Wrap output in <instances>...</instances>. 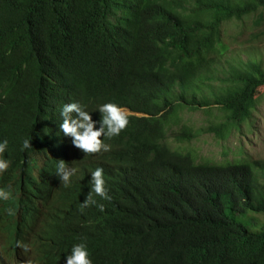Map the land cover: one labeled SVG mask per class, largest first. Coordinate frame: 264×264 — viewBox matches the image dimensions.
<instances>
[{
	"label": "trees",
	"instance_id": "1",
	"mask_svg": "<svg viewBox=\"0 0 264 264\" xmlns=\"http://www.w3.org/2000/svg\"><path fill=\"white\" fill-rule=\"evenodd\" d=\"M262 12L264 0H0L3 251L19 255L40 235L23 260L64 264L83 241L93 264H264V160L241 151L216 164L191 147L206 134L252 132L264 68L220 69L217 60L224 26ZM107 100L149 116H128L105 138L99 156L127 167H102L110 198L92 193L96 203L85 206L95 154L60 131V110L78 101L99 120ZM203 109L205 126L184 116ZM24 139L31 147L22 150ZM69 156L84 172L67 186L56 165L71 167ZM66 239L58 253L43 243Z\"/></svg>",
	"mask_w": 264,
	"mask_h": 264
},
{
	"label": "clouds",
	"instance_id": "2",
	"mask_svg": "<svg viewBox=\"0 0 264 264\" xmlns=\"http://www.w3.org/2000/svg\"><path fill=\"white\" fill-rule=\"evenodd\" d=\"M129 110L130 114L122 109ZM96 111L99 112V120H93L92 115L87 106L78 102L72 101L65 103L60 110L61 120L59 123L60 131L67 137L71 138V143L76 148L82 150L85 154H92L93 159L86 162V170L89 171L90 182H91V191L87 194L83 200V205L87 206L89 203L95 204L96 201L92 199V193H95L98 196L107 200L110 198L107 194V189L105 184L107 183L105 176L106 170L102 167H105L116 174H123L127 166H122V163L103 160L102 155L98 153L99 151H108L109 144L105 142L106 139H110L114 136H118L123 129L129 123L128 116H149L147 113L132 111L126 106H119L116 102L112 100H107L105 102L97 105ZM98 125V126H97ZM171 136V135H170ZM8 146V140H0V153H3ZM22 150L28 149L31 147L29 139H24L22 142ZM71 167L67 166L63 160H60L56 165V173L58 178L64 182L65 185H70V177L74 175V178H81L84 172L83 166L76 162L74 156H69ZM66 162V161H65ZM97 163L100 167H96L94 170H91V166ZM225 164V163H224ZM8 168V161L5 159H0V171H4ZM9 193L4 190H0V200L7 199ZM41 236L30 237L26 242H21L20 254L11 253L9 249L3 251V243L5 239L0 241V264H41L38 259L39 256L30 254L29 261L22 259V248L25 247L28 243L38 242V239ZM42 242V241H40ZM49 246L54 253L60 252L69 241L67 239L63 242L60 241H46L43 242ZM65 260L64 264H93L92 259L90 258L89 248L86 242L74 243L71 246V249L68 253L64 255Z\"/></svg>",
	"mask_w": 264,
	"mask_h": 264
},
{
	"label": "rangeland",
	"instance_id": "3",
	"mask_svg": "<svg viewBox=\"0 0 264 264\" xmlns=\"http://www.w3.org/2000/svg\"><path fill=\"white\" fill-rule=\"evenodd\" d=\"M223 30V42L219 46L220 54L217 60L220 69L229 70L242 61H257L264 68V12L249 17L242 22L228 23ZM215 84L220 85L219 82ZM215 92L210 93V97H213V99L216 98ZM259 94L258 105L251 121L252 132L245 127L243 140L236 137H231L229 140L217 139L212 134H206L191 143V147L196 149L198 155L200 154L204 159L209 158L216 164L236 160V156L241 151L248 159L264 160V90ZM214 107L217 109L218 106L214 105ZM122 109L127 115L130 114L129 110ZM184 116L191 118L197 127L207 125L208 115L204 109L203 111H186ZM170 140H172L171 136ZM249 218H254L257 221L255 215H249ZM259 221L264 223L263 214L259 216ZM25 257L29 261V255H25Z\"/></svg>",
	"mask_w": 264,
	"mask_h": 264
}]
</instances>
